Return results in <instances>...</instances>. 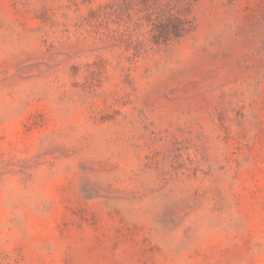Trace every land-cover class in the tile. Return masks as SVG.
Instances as JSON below:
<instances>
[{
    "label": "rangeland",
    "instance_id": "obj_1",
    "mask_svg": "<svg viewBox=\"0 0 264 264\" xmlns=\"http://www.w3.org/2000/svg\"><path fill=\"white\" fill-rule=\"evenodd\" d=\"M0 264H264V0H0Z\"/></svg>",
    "mask_w": 264,
    "mask_h": 264
}]
</instances>
